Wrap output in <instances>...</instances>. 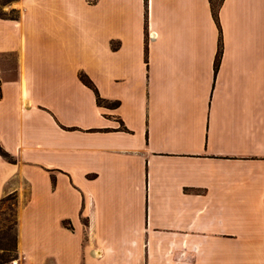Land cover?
<instances>
[{
  "label": "crops",
  "instance_id": "0c3cea01",
  "mask_svg": "<svg viewBox=\"0 0 264 264\" xmlns=\"http://www.w3.org/2000/svg\"><path fill=\"white\" fill-rule=\"evenodd\" d=\"M0 7L23 264H264V0Z\"/></svg>",
  "mask_w": 264,
  "mask_h": 264
},
{
  "label": "rangeland",
  "instance_id": "374dc122",
  "mask_svg": "<svg viewBox=\"0 0 264 264\" xmlns=\"http://www.w3.org/2000/svg\"><path fill=\"white\" fill-rule=\"evenodd\" d=\"M219 3L221 0H215ZM1 3L6 0H0ZM1 8V7H0ZM7 12L6 14H10ZM85 73V72H84ZM17 208L18 199L16 194L7 195L3 202H0V256H4L5 261L0 264H23L17 252L8 253L5 248L15 245L17 234Z\"/></svg>",
  "mask_w": 264,
  "mask_h": 264
},
{
  "label": "trees",
  "instance_id": "16d2710c",
  "mask_svg": "<svg viewBox=\"0 0 264 264\" xmlns=\"http://www.w3.org/2000/svg\"><path fill=\"white\" fill-rule=\"evenodd\" d=\"M11 0H6V2H3L1 3L0 2V6L2 4H5L7 2H9ZM219 6H220V2L217 3L216 1H213L212 0V10H213V14H214V17L218 20V10H219ZM6 16V13H4L2 11V9L0 8V17H5ZM9 17L10 18H17V14H16V10H11V13L9 14ZM79 78L80 80L85 84L87 85L88 87L92 88L96 94V97H97V101L99 104H105L106 101L100 96L99 92H98V89L96 88V86L94 85L93 81L88 77V75H86V73L84 72H80L79 73ZM119 102H115L113 103L112 105H118ZM0 155H2L4 158H6L7 160L9 161H14V159L10 156L9 153H7L3 148L2 146L0 145ZM6 197L2 198L0 200V202H3L5 200ZM67 225V223H66ZM5 250L8 252V253H11V252H17V234H16V240H15V245L14 247H11V248H5ZM0 260L1 262L5 261L4 259V256H0Z\"/></svg>",
  "mask_w": 264,
  "mask_h": 264
},
{
  "label": "built area",
  "instance_id": "2783aa9c",
  "mask_svg": "<svg viewBox=\"0 0 264 264\" xmlns=\"http://www.w3.org/2000/svg\"><path fill=\"white\" fill-rule=\"evenodd\" d=\"M156 35H157V34H156L155 31H151L149 36H150V38H153V37H155Z\"/></svg>",
  "mask_w": 264,
  "mask_h": 264
}]
</instances>
